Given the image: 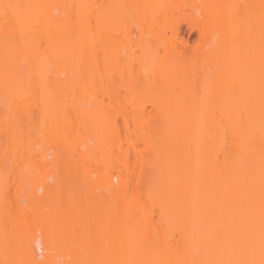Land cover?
<instances>
[{
    "label": "bare ground",
    "instance_id": "1",
    "mask_svg": "<svg viewBox=\"0 0 264 264\" xmlns=\"http://www.w3.org/2000/svg\"><path fill=\"white\" fill-rule=\"evenodd\" d=\"M0 264H264V0H0Z\"/></svg>",
    "mask_w": 264,
    "mask_h": 264
}]
</instances>
